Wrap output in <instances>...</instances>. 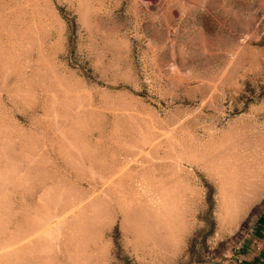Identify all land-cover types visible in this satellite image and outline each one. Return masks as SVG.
<instances>
[{"label": "rangeland", "instance_id": "rangeland-1", "mask_svg": "<svg viewBox=\"0 0 264 264\" xmlns=\"http://www.w3.org/2000/svg\"><path fill=\"white\" fill-rule=\"evenodd\" d=\"M0 264H264V0H0Z\"/></svg>", "mask_w": 264, "mask_h": 264}]
</instances>
